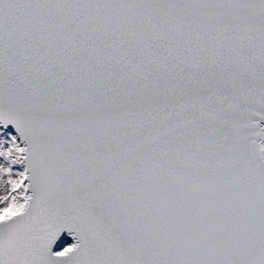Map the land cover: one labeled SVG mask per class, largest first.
Returning a JSON list of instances; mask_svg holds the SVG:
<instances>
[{"label": "snow or ice", "instance_id": "snow-or-ice-1", "mask_svg": "<svg viewBox=\"0 0 264 264\" xmlns=\"http://www.w3.org/2000/svg\"><path fill=\"white\" fill-rule=\"evenodd\" d=\"M0 264H264V0H0Z\"/></svg>", "mask_w": 264, "mask_h": 264}]
</instances>
